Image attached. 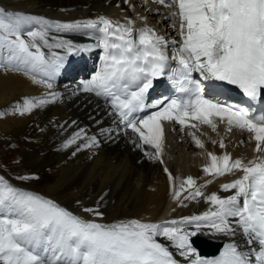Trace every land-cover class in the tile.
<instances>
[{"label": "snow or ice", "instance_id": "1", "mask_svg": "<svg viewBox=\"0 0 264 264\" xmlns=\"http://www.w3.org/2000/svg\"><path fill=\"white\" fill-rule=\"evenodd\" d=\"M129 3V0H124ZM164 7H175L171 17L179 18L180 40L158 34L145 23L135 28L132 19L125 23L105 16L75 22L50 23L42 17L9 13L0 9V70L20 73L33 84L46 89L54 87L56 77L65 70L67 54L101 48L102 65L89 80L82 81V91L97 96L111 97L112 107L125 129H131L139 142L154 152H145L153 161L161 159L164 151L162 122H175L181 128L200 130L208 126L213 132L218 124L231 132H247L255 142V153L261 155L246 160L233 158L229 152L221 155L207 152L209 163L202 171L214 178L241 175L223 183L221 190L234 194L222 198L216 193L206 195L203 188L212 183L197 184L192 176L180 180L167 167L164 172L173 184V199L179 206L184 201L203 198L213 208L201 215L183 217L163 223H144L130 220L112 225L86 221L59 206L51 199L15 188L0 177V264H264V115H256L248 108L221 103L206 98L199 80L235 86L253 101L264 96V0H152ZM167 18V17H166ZM146 21V17H139ZM30 22L40 24L39 30H26ZM76 33L93 30L95 45H78L71 40L50 38L48 29ZM172 56L169 57V47ZM49 50L48 53L43 51ZM177 61L171 67L169 61ZM167 76L180 95L151 105L146 103L153 81ZM48 98H24L15 108L20 115L54 102L56 92ZM148 107L158 110L140 116ZM5 115L0 112V117ZM73 124L76 122L73 121ZM196 147L205 143L189 131ZM77 147H98L95 136L87 137L81 128L65 142L64 147L85 139ZM225 149L224 139L212 140ZM243 144V141L240 142ZM76 153L73 152V155ZM20 180H36L37 176H20ZM182 193H187L181 200ZM103 199V197H101ZM79 203V202H77ZM94 216H102L97 208H84ZM237 227L248 238L250 251H240L235 243H226L219 256L203 258L194 246L193 237L208 229L213 236L233 237ZM169 241L164 245L158 238ZM175 248L183 261L174 257L169 248ZM254 258V259H253Z\"/></svg>", "mask_w": 264, "mask_h": 264}, {"label": "bare ground", "instance_id": "2", "mask_svg": "<svg viewBox=\"0 0 264 264\" xmlns=\"http://www.w3.org/2000/svg\"><path fill=\"white\" fill-rule=\"evenodd\" d=\"M0 9L12 14L42 17L50 23L86 21L99 16L125 23L127 17L135 22L137 29L141 28L140 21H143L144 26L147 23L158 34L180 40L178 27H171L173 23L179 25V18L173 20L171 17L175 7L166 8L152 0H129V3L124 0H0ZM139 17H146V21ZM25 29L39 30L40 24L30 22ZM88 32L93 30L67 33L58 32L54 27L48 29L50 38L71 40L78 45L98 43L94 38L98 34L88 35ZM43 51L49 52L47 48ZM54 51L67 56V60L65 70L56 77L52 89L33 84L20 73L0 70V112L5 113L0 117V177L15 188L51 199L86 221L105 225L130 220L144 223L179 221L183 217L201 215L213 206L203 198L187 200L184 201L186 207L179 206L173 199V184L164 172L165 167L179 178L176 184L187 176L195 178L198 185L212 180L202 191L206 195L216 193L224 198L234 194L235 190L224 192L221 185L238 178L241 173L219 178L206 175L202 169L209 163L207 152L217 155L229 152L233 158L243 156L246 160L261 155L253 151L255 142L250 140L247 132L238 129L228 132L222 122L213 132L209 128H200L199 131L182 129L173 121L168 125L169 138L161 156L164 163L150 160L145 152H154L155 149L148 145L136 146L134 141L139 142L138 137L120 123L109 99L81 90V82L91 79L100 70L103 50L94 47L71 55L61 49ZM168 54L171 58V46ZM80 73L82 77L77 79L75 76ZM49 92L58 93L59 98L24 115L15 110L23 104L24 98L50 99L46 95ZM81 128L86 130L87 137L95 136L99 146L76 151L78 146L87 142L85 138L65 148V142ZM189 131L195 132L205 143L204 149L195 146ZM221 138L226 144L225 149L211 143ZM20 176H37L39 179H17ZM186 194L182 193L181 200ZM97 207L102 216L83 211L84 208ZM203 231L209 234L201 235L224 244L235 243L243 252L252 247L238 227L233 237L213 236L208 229ZM158 241L166 246L170 244L162 237ZM169 250L176 259L183 261L175 248Z\"/></svg>", "mask_w": 264, "mask_h": 264}, {"label": "water", "instance_id": "3", "mask_svg": "<svg viewBox=\"0 0 264 264\" xmlns=\"http://www.w3.org/2000/svg\"><path fill=\"white\" fill-rule=\"evenodd\" d=\"M201 254H202V255H204V254L207 255V254H209V253L206 252L205 250H203V249L201 248Z\"/></svg>", "mask_w": 264, "mask_h": 264}, {"label": "rangeland", "instance_id": "4", "mask_svg": "<svg viewBox=\"0 0 264 264\" xmlns=\"http://www.w3.org/2000/svg\"><path fill=\"white\" fill-rule=\"evenodd\" d=\"M169 12V11H168ZM86 65V67L88 66V64L86 63L85 64ZM77 79H78V77H79V74H77V76H75ZM82 80H83V78H82Z\"/></svg>", "mask_w": 264, "mask_h": 264}]
</instances>
